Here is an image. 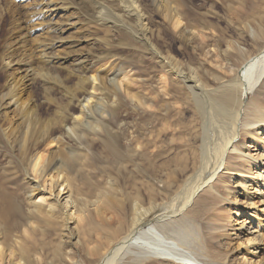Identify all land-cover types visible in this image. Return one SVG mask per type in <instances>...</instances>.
<instances>
[{"label":"bare ground","instance_id":"obj_1","mask_svg":"<svg viewBox=\"0 0 264 264\" xmlns=\"http://www.w3.org/2000/svg\"><path fill=\"white\" fill-rule=\"evenodd\" d=\"M70 1L75 3L74 6H83V11L86 8L84 15L95 19L98 25L119 35L131 36L141 49L156 56L160 66L171 74L172 78L186 81L199 119L200 132L197 136L200 144H204L203 156L186 175L185 184L188 191L181 203H178L175 197L172 198L173 196H166L165 192L171 189L170 186L165 184L164 190L156 186L153 175H158L153 164H135L147 179L139 182L140 180L133 178L128 189L111 175L100 181L96 179L95 173H82L84 167L90 165L93 159L91 150L96 144H101L111 157L127 156L136 161V158L142 159V150L150 147L152 143H140L139 138L134 143L127 140L126 129L121 124H97L93 127L94 135L87 130L84 119L88 117V111L93 113L95 99H105L110 105L113 122L121 115H127L128 110L119 93V89H122L121 81L109 84L98 71V74L94 72L95 75H87L91 68V61L87 57L68 61L70 76L79 80L71 88L57 82L48 72L25 64L27 67L21 77L23 85L30 87L39 80L42 89L58 87L63 91L66 104L65 109H61L58 115V121H41L35 117L30 106L21 103L18 85L20 80L9 83L6 91L0 93V132L4 133L6 140L17 153L22 163L21 172L24 179L28 182L30 179L29 184H34L39 178L43 183L49 182L47 191L52 198L47 205L36 201L37 196L42 201L46 200L45 194H42L45 193V187L41 188V185L36 183L29 191L32 201L23 209L16 200V188L10 190L13 187V178L6 176L0 180V259L6 260V264H32L34 260H41L43 264H118L129 256L133 264H140L152 258L160 259L159 262L163 264H229L225 262L227 256L219 251L218 243L205 238L208 234L211 238L215 236L211 231L212 225L209 227L213 214L199 213L197 210L184 214V211L185 205L203 189L206 193L213 192L210 193L213 200L219 197L216 194L220 191L214 189L210 182L218 173H228L234 169L230 162L233 156L229 158L228 154L234 152V156L238 157L244 153V158L248 160L253 157L252 152H243L238 142L240 133L243 132L264 143V101L254 99L251 103H246L245 100L249 94H254L264 76V44L244 60L234 76H214L213 83L216 84H209V81L204 84L195 72L189 76L182 71L173 56L163 53L151 43L145 30L148 16L136 0ZM69 4L68 1L40 0L39 4H36L37 7L33 8H42L33 12L40 14L46 25H52L57 16H65ZM161 11L174 27L180 25L182 19L177 1L168 0ZM80 24L79 21L70 22L68 30H75L73 32L76 33L80 30ZM182 31L187 34L191 32L188 29ZM64 39L72 40L70 37ZM56 43H63V40L59 39ZM49 45L46 39L39 41L37 47L40 61L51 65L64 64L67 58L46 52ZM97 58L100 59L101 56L99 58L97 55ZM135 99L139 104L146 102L138 100L137 97ZM5 109L16 112V126L8 119ZM45 141L58 144L55 154L52 152L47 156L41 152L39 145ZM61 141H65L64 144L67 142L68 145L75 144L82 152L70 154L65 146L61 147ZM128 142L135 145L134 150H131L133 148H130ZM126 146L129 155L124 151ZM157 154V151H152L151 157L156 158ZM254 160L259 167V159ZM238 171L239 167L236 173ZM251 174L248 176L252 181L262 178L261 185L264 188V171L261 173L257 170ZM47 175H51L49 179L45 178ZM210 197L205 201L203 196L196 204L205 206ZM216 202L209 203L208 207L213 209ZM89 206H93V211H90ZM260 211L255 219L258 226L263 227L264 207ZM92 213V220L81 234L78 229L79 222L88 219ZM200 220L209 225L201 226L198 222ZM72 224L76 225L71 228ZM43 225H50L53 229L56 228L55 230L60 229L62 237L48 246L41 242L36 248L37 239L33 243L26 234L36 228L45 232L47 228ZM203 227L208 229L205 237ZM18 231L22 232L19 234ZM155 263L157 262L152 260L150 262Z\"/></svg>","mask_w":264,"mask_h":264},{"label":"rangeland","instance_id":"obj_2","mask_svg":"<svg viewBox=\"0 0 264 264\" xmlns=\"http://www.w3.org/2000/svg\"><path fill=\"white\" fill-rule=\"evenodd\" d=\"M60 1L70 2L65 16L59 15L52 25H46L41 15L33 12L35 10L38 12L42 8H33L37 7L36 4L38 5L40 0H0V93L6 91L9 83H16L18 79L21 103L30 106V110L38 120L58 121V115L61 109H65L66 104L63 91L58 87L42 89L39 80L30 87L25 84L24 86L21 78L24 75L23 70L29 65L35 69H42L66 88H71L79 80L70 76L69 62L75 58L87 57L91 61L87 75L99 73L109 84L117 80L121 81L122 89H119V93L128 110L126 116L121 115V118L113 122L110 105L104 101L105 99H95L93 113L88 111V117L84 119L90 134L94 135L93 127L97 124L107 126L121 124L126 129L127 140L134 143L139 138L140 143L147 141L152 143L150 147L142 150V153L144 152L141 155L142 159L136 158V161L127 156L111 157L101 144H96L91 150L93 162L91 160L90 165L85 166L82 173L87 175L90 172L95 173L96 179L100 181H104L105 176L111 175L120 185L128 189L133 178L140 180L139 182L147 179L135 164L144 163L149 166L153 164L158 175L156 177L153 175L156 186L162 190L166 189L165 184L170 186L171 189L165 192L166 196H173L172 198L175 197V200L181 203V199L188 191V186L185 184L186 175L199 163L204 151V144H200L201 141L197 136L200 132L199 119L186 81L172 78L173 76L160 66L156 56L150 51L141 49L131 36L119 35L98 25L95 19L84 15L86 8L83 11V6L81 8L79 4L75 5L76 8L75 3H71L70 0ZM136 1L148 16L145 30L151 43L163 53L173 56L182 71L189 76L195 72L200 82L204 84L208 81L209 84H214V76L231 78L244 60L264 44V0H173L177 1L182 19L178 27L168 22L165 13L162 14L161 9L168 0ZM44 13L47 14L46 11ZM77 21L81 23L80 30L76 33L73 32L75 30H68L70 27L68 24ZM183 29L190 30L191 35L184 33ZM65 37H70L72 40L68 41L64 39ZM45 39L50 43L46 52L67 58L64 64L51 65L40 61L37 45L39 41ZM59 39H62L63 43H56ZM97 55L101 58L98 59ZM136 97L146 102L139 104ZM254 99L264 101V76L254 94H249L245 100L246 103H251ZM5 110L12 125L16 126L18 124L14 121L16 112ZM255 128L259 127L255 126ZM49 142H42L40 148L38 147L47 156L52 152L55 154L58 147L56 142ZM61 142V147L65 146L72 155L82 152L75 144L68 145L67 142L64 144L65 141ZM238 142L243 152L250 151L253 157L248 160L244 158V153L240 154L242 157L240 155L235 157L234 152L228 154L229 158L233 156L230 162L234 169L228 173H218L210 182L214 189L220 191L216 194L219 196L215 198L217 200L210 197V193L213 192L206 193L203 189L185 205L184 214L194 210L213 214L210 225L202 220L198 222L201 226L212 225L211 231L215 236L211 238L208 234L205 237L208 229L203 227L204 237L218 243L221 254L227 256L225 262L264 264V236L262 237L264 226L259 227L255 219L264 207V188L261 185L262 178L252 181L248 176L257 170L261 173L264 171V143L243 132L240 133ZM128 144L133 148L131 150H134L135 145H131L130 142ZM124 151L129 155L127 146ZM152 151L153 153L157 151L156 158L151 157ZM254 158L259 159V167ZM238 167L240 171L236 173ZM21 170L22 163L17 153L1 131L0 180L2 181L6 176L13 178V187L10 190L16 188V200L23 209L32 201L30 189L34 184L39 183L41 188L44 186L46 189L45 193H42L45 194L46 200L42 201L39 196L35 197V200L47 205L48 201L52 200L47 191L49 182L43 183L39 178L34 184H29L30 179L29 182L25 180ZM50 176L47 175L45 178L49 179ZM32 177L33 175L30 178ZM244 185L247 187L245 188ZM203 196L205 201L210 197L208 204L205 206L196 204ZM215 201L217 202L213 204V209L208 207L209 203ZM170 204L172 203H168ZM89 209L93 211V206H89ZM90 215L88 219L79 222L78 229L81 234L92 220L93 213ZM75 225L72 224L71 228ZM43 227L47 228L45 232L36 228L35 231L26 234L33 243L37 239L36 248L41 242H45L43 244L48 246L62 237L60 229L55 230L56 228L53 229L50 225ZM20 232L22 231H18L19 234ZM46 252L48 254V250ZM151 260L157 262L155 264H163L159 262L160 259L153 258L140 264H150ZM34 261L32 264H43L41 260ZM131 263L129 256H126L118 264ZM0 264H6V260L0 259ZM174 264L179 263L174 262Z\"/></svg>","mask_w":264,"mask_h":264}]
</instances>
